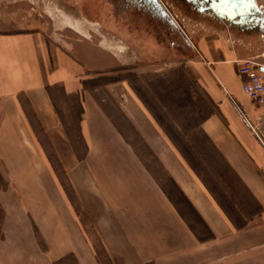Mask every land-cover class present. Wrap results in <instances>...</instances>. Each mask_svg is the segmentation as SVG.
Masks as SVG:
<instances>
[{"label": "crops", "instance_id": "obj_1", "mask_svg": "<svg viewBox=\"0 0 264 264\" xmlns=\"http://www.w3.org/2000/svg\"><path fill=\"white\" fill-rule=\"evenodd\" d=\"M158 1L166 34L151 13L126 18L182 50L179 68L212 106L184 149L127 82L86 89L97 70L41 29L0 31V264H264V109L235 64L264 76V0L241 18ZM54 97L79 105L77 139Z\"/></svg>", "mask_w": 264, "mask_h": 264}, {"label": "rangeland", "instance_id": "obj_2", "mask_svg": "<svg viewBox=\"0 0 264 264\" xmlns=\"http://www.w3.org/2000/svg\"><path fill=\"white\" fill-rule=\"evenodd\" d=\"M127 2L134 3L135 7ZM0 3H8V6H0L5 11L15 10L14 14L0 12V31L41 29L55 47L87 61L97 70L95 73L102 74L114 68L128 69L129 78L125 82L140 95L144 106L174 138L176 145L183 148V143L188 145L198 141V136H190V130L211 114L212 106L179 68L182 50L165 45L145 21L136 23L130 17L126 18L133 13H151L158 17L161 34H166L169 30L168 21L164 19L167 14L164 16L161 8L156 10V6L146 0H0ZM186 24L193 28L195 25ZM59 99L54 97L60 116L64 123L65 120L69 123L70 137L77 139L80 107L73 102V110L69 113L68 103L65 105ZM76 145L80 149V142ZM184 154L193 158L188 149ZM48 156L55 155L48 150ZM54 168L59 172L60 167ZM209 184L215 189V182ZM168 186L173 192L172 186Z\"/></svg>", "mask_w": 264, "mask_h": 264}, {"label": "built area", "instance_id": "obj_3", "mask_svg": "<svg viewBox=\"0 0 264 264\" xmlns=\"http://www.w3.org/2000/svg\"><path fill=\"white\" fill-rule=\"evenodd\" d=\"M235 64L236 73L242 79L243 94L264 109V76L258 71L256 63L245 59Z\"/></svg>", "mask_w": 264, "mask_h": 264}, {"label": "trees", "instance_id": "obj_4", "mask_svg": "<svg viewBox=\"0 0 264 264\" xmlns=\"http://www.w3.org/2000/svg\"><path fill=\"white\" fill-rule=\"evenodd\" d=\"M134 2L137 3V1ZM129 5L135 6V4L132 2L129 3ZM127 70L128 69L125 68H114L108 70L105 73L103 72L102 74L94 73L93 75L94 78L83 82L84 88L89 90H95L98 88H102L103 86L106 85L128 81L129 77ZM131 76L133 77V75ZM181 153L183 154V152ZM0 183H3V185L0 186V190H4L6 188V183L2 180L1 176H0ZM171 184L174 185L172 182ZM1 223H2V211L0 209V227H1ZM66 262L70 264H77L72 256L65 257L53 264H64Z\"/></svg>", "mask_w": 264, "mask_h": 264}, {"label": "water", "instance_id": "obj_5", "mask_svg": "<svg viewBox=\"0 0 264 264\" xmlns=\"http://www.w3.org/2000/svg\"><path fill=\"white\" fill-rule=\"evenodd\" d=\"M147 1V0H146ZM153 4L158 5L162 11H164V7L158 0H151ZM207 6L211 9L216 7V2L219 5H223L224 9L230 10L232 13L234 12V16H238V18L242 16H250L255 12V5L253 0H202Z\"/></svg>", "mask_w": 264, "mask_h": 264}, {"label": "flooded vegetation", "instance_id": "obj_6", "mask_svg": "<svg viewBox=\"0 0 264 264\" xmlns=\"http://www.w3.org/2000/svg\"><path fill=\"white\" fill-rule=\"evenodd\" d=\"M150 4L152 3L153 4V2L151 1V0H147ZM192 2L194 3L193 5H194V8L196 9V10H199V11H205V12H207V13H210V12H212V10H211V8L209 7V6H205L204 5V2L202 1V0H192ZM153 6H156V10H158V5H155V4H153ZM135 7V6H134ZM154 13H155V11H154Z\"/></svg>", "mask_w": 264, "mask_h": 264}]
</instances>
